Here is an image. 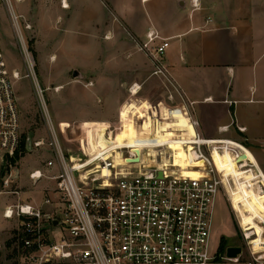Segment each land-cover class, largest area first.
Returning a JSON list of instances; mask_svg holds the SVG:
<instances>
[{"label": "built area", "instance_id": "obj_1", "mask_svg": "<svg viewBox=\"0 0 264 264\" xmlns=\"http://www.w3.org/2000/svg\"><path fill=\"white\" fill-rule=\"evenodd\" d=\"M192 7H198L197 0H192ZM146 37L140 48L166 77L161 57L168 39L155 43L158 36L152 31ZM18 38L28 69L25 75L34 78L47 125V146L52 156L45 160L44 167L54 172L47 175L40 168H32L27 177L32 184L43 177L51 178L55 187L38 203L30 197H18L4 205L2 217L17 221L13 236L16 259L12 264H264V216L255 219L260 233L250 228V223L241 225L221 172L211 160L213 146L223 152L228 144L239 142L203 137L198 121L187 109L193 134L176 129L170 136L183 150V165L174 161V150L167 147L168 143L155 147L151 155L147 147L119 148L117 161L114 149L109 150L114 139L111 129L104 132L108 140L105 145L93 143L81 152L65 149L38 85L33 57L19 32ZM19 77V72L7 65L0 48V167H6L0 184L8 195L19 191L11 187L18 170L7 168L15 165L23 153L44 144L42 139H30L27 145V139H23L13 89ZM161 120L170 123L165 117ZM238 130L243 131V127ZM69 133L75 135L73 129ZM232 150L227 149L230 153ZM183 167L197 170L199 175H185ZM229 184L234 188L231 181ZM260 191H264L263 185ZM220 192L231 206L241 238L240 244L228 245L241 247L234 257L226 255L227 246L222 251L212 246L213 210ZM5 248L0 240V251Z\"/></svg>", "mask_w": 264, "mask_h": 264}, {"label": "rangeland", "instance_id": "obj_2", "mask_svg": "<svg viewBox=\"0 0 264 264\" xmlns=\"http://www.w3.org/2000/svg\"><path fill=\"white\" fill-rule=\"evenodd\" d=\"M63 2L66 5H62ZM18 32L24 47L33 57L38 85L43 90L50 119L65 149L81 152L93 143L95 146L105 145L108 140L104 132L111 129L114 139L109 143V150L114 149L117 161L119 148L140 150L147 147V154L151 155L155 147L168 143V148L177 149L174 150V161L184 164L183 150L178 149L181 146L170 136L176 129L187 134L194 132L189 120L178 112H175L169 124L160 122L162 117L169 119V114L166 108L157 107V101L163 92L165 94L171 89L169 86L168 89L161 88V83L151 88L150 84L152 82L153 85L156 76L150 75L146 87L143 90L139 88L136 93L130 91L136 83L134 79H126L124 84L121 80V86L117 82V89L113 80L108 82L107 77H115L118 71L124 78L133 76L137 79L149 73L160 77L164 75L140 48L143 41L135 40L129 33L134 41L130 40L123 30L115 26L111 14L99 1L0 0V48L7 65L20 74L13 83V89L23 139L44 141L41 146L23 153L15 165L7 168L9 171L18 170V178L11 187L17 189L19 194H5L0 184V240L6 247L0 251V264H12L16 259L13 236L17 221L2 217L4 205L16 201L18 197L23 200L30 197L38 203L46 192H51L55 187L51 178L43 177L32 184L27 177L32 168H40L47 175L54 172L44 167L45 160L52 156L47 146L49 135L39 108L34 78L25 75L28 69L23 60V45L19 42ZM137 64L140 65L139 70L132 71ZM74 70L78 72L77 76L72 75ZM118 88L123 90L119 91ZM150 89L153 91L148 97L143 96ZM93 122L96 125L92 127ZM88 123L91 128H88ZM70 129L75 131L74 136L70 135ZM242 146L254 155L255 164L244 163L245 166H240L245 157L243 151L233 144H228L223 152L216 145L213 146L211 160L225 180L229 202L240 222L243 225L250 223V228L254 227L260 233L259 225L253 219L260 214L264 216V195H260V190L256 189L257 185H264V151L261 157L252 147L264 150V146L245 143ZM228 148L233 149L232 153L227 151ZM248 157L253 160L250 153ZM5 170V167H0V179ZM184 174L193 177L199 175L194 171ZM230 181L234 188L230 186ZM229 202L223 192L215 198L212 219V246L215 250L222 251L228 245L241 243ZM220 240H223L221 244Z\"/></svg>", "mask_w": 264, "mask_h": 264}, {"label": "crops", "instance_id": "obj_3", "mask_svg": "<svg viewBox=\"0 0 264 264\" xmlns=\"http://www.w3.org/2000/svg\"><path fill=\"white\" fill-rule=\"evenodd\" d=\"M96 1L130 40L145 42L148 31L158 36L155 43L168 39L161 57L166 77L149 73L124 78L118 71L107 77L108 82L113 80L116 88L117 82L121 86L134 79L143 90L149 76H156L151 88L161 83V88L171 89L157 101L158 108L167 109L169 119L175 112L187 117L189 109L203 137L239 142L231 144L243 151V163L255 164L254 155L242 144L264 146V0H197L195 9L192 0ZM139 68L137 64L132 71ZM252 148L263 156V149Z\"/></svg>", "mask_w": 264, "mask_h": 264}, {"label": "bare ground", "instance_id": "obj_4", "mask_svg": "<svg viewBox=\"0 0 264 264\" xmlns=\"http://www.w3.org/2000/svg\"><path fill=\"white\" fill-rule=\"evenodd\" d=\"M62 5H66V2H63V4ZM132 93H136L137 91H138V89H139V86L135 83L134 85H133V87H132ZM131 91V90H130ZM178 149H182L181 147L180 148H178ZM174 150H177V149H174ZM176 163H179V162H176ZM180 164H182V163H180ZM183 165V164H182ZM242 165H244V163L242 164ZM182 171L184 172V173H188V172H192V171H194V172H196V173H198V171L197 170H194V169H186V168H182ZM193 177V176H192ZM225 181V180H224ZM260 187H261V185H257V187H256V189L257 190H260ZM259 192V194L260 195H264V191L263 192H261V191H258ZM264 200V199H263ZM256 218H259L260 220H262V218H263V216L260 214V215H257V216H255L254 217V221L256 222V224H258L259 225V223L255 220ZM239 222H240V220H239ZM241 223V222H240ZM241 225H243L242 223H241ZM244 226V225H243ZM259 228H260V231H261V227H260V225H259Z\"/></svg>", "mask_w": 264, "mask_h": 264}, {"label": "water", "instance_id": "obj_5", "mask_svg": "<svg viewBox=\"0 0 264 264\" xmlns=\"http://www.w3.org/2000/svg\"><path fill=\"white\" fill-rule=\"evenodd\" d=\"M78 72L76 70L73 71V76H77ZM30 143V139H27V145H29ZM241 250L240 246H227L226 247V255L230 256V257H234L236 256L237 253H239Z\"/></svg>", "mask_w": 264, "mask_h": 264}, {"label": "trees", "instance_id": "obj_6", "mask_svg": "<svg viewBox=\"0 0 264 264\" xmlns=\"http://www.w3.org/2000/svg\"><path fill=\"white\" fill-rule=\"evenodd\" d=\"M15 159H12V163H14ZM6 169V167H5ZM1 174H2V171H1ZM223 240H220V244L222 243Z\"/></svg>", "mask_w": 264, "mask_h": 264}]
</instances>
